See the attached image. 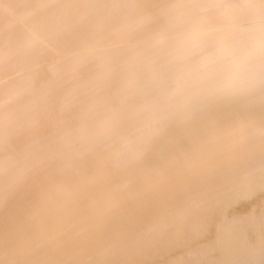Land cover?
<instances>
[{"label":"bare ground","instance_id":"6f19581e","mask_svg":"<svg viewBox=\"0 0 264 264\" xmlns=\"http://www.w3.org/2000/svg\"><path fill=\"white\" fill-rule=\"evenodd\" d=\"M0 264H264V0H0Z\"/></svg>","mask_w":264,"mask_h":264}]
</instances>
